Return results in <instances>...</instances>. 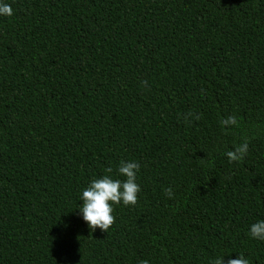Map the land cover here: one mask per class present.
I'll use <instances>...</instances> for the list:
<instances>
[{"label": "trees", "instance_id": "1", "mask_svg": "<svg viewBox=\"0 0 264 264\" xmlns=\"http://www.w3.org/2000/svg\"><path fill=\"white\" fill-rule=\"evenodd\" d=\"M8 2L0 264H264L247 231L264 219V0ZM122 160L136 203L91 230L80 191Z\"/></svg>", "mask_w": 264, "mask_h": 264}, {"label": "clouds", "instance_id": "2", "mask_svg": "<svg viewBox=\"0 0 264 264\" xmlns=\"http://www.w3.org/2000/svg\"><path fill=\"white\" fill-rule=\"evenodd\" d=\"M13 14L12 7L8 0H0V16L10 17ZM222 124H234V118L221 121ZM247 151V143H241L233 150L225 153L231 161L241 159ZM139 163L136 161L119 162L116 168L118 176L123 179L113 178L109 173L112 168H106L105 174L88 182L79 194V206L76 208L81 220L91 230L99 229L105 232L114 221L112 215L113 206L116 204L134 205L137 200V193L140 186L136 183V176L139 170ZM170 195V190H166ZM248 234L254 240L264 241V219H257L248 225ZM146 264V262H142ZM208 264H249L248 259L237 253L232 258L229 253L218 254L208 261Z\"/></svg>", "mask_w": 264, "mask_h": 264}]
</instances>
